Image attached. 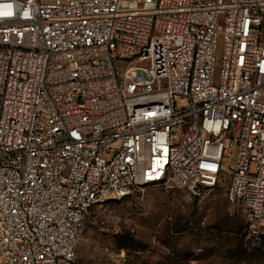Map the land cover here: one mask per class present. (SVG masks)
<instances>
[{"label":"built area","instance_id":"built-area-1","mask_svg":"<svg viewBox=\"0 0 264 264\" xmlns=\"http://www.w3.org/2000/svg\"><path fill=\"white\" fill-rule=\"evenodd\" d=\"M226 178L264 229V0H0V264H74L95 206Z\"/></svg>","mask_w":264,"mask_h":264},{"label":"rangeland","instance_id":"rangeland-1","mask_svg":"<svg viewBox=\"0 0 264 264\" xmlns=\"http://www.w3.org/2000/svg\"><path fill=\"white\" fill-rule=\"evenodd\" d=\"M227 190V178L201 197L146 186L95 206L83 222L74 264H264V229L228 202ZM118 236L126 249L117 247Z\"/></svg>","mask_w":264,"mask_h":264},{"label":"trees","instance_id":"trees-1","mask_svg":"<svg viewBox=\"0 0 264 264\" xmlns=\"http://www.w3.org/2000/svg\"><path fill=\"white\" fill-rule=\"evenodd\" d=\"M128 239H130L132 242L136 241L132 236H129ZM116 245L119 249H126V245L124 244V240L121 236L116 238Z\"/></svg>","mask_w":264,"mask_h":264}]
</instances>
